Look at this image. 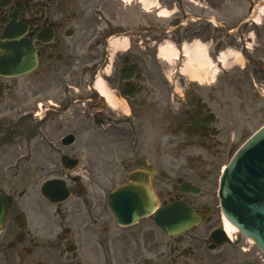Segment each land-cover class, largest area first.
I'll use <instances>...</instances> for the list:
<instances>
[{"label": "flooded vegetation", "instance_id": "obj_1", "mask_svg": "<svg viewBox=\"0 0 264 264\" xmlns=\"http://www.w3.org/2000/svg\"><path fill=\"white\" fill-rule=\"evenodd\" d=\"M240 1L247 14L235 21L232 0H195L196 20L234 44L251 39L244 73L254 70L250 85L263 86L264 56L255 53L264 49V18L231 31L264 0ZM118 2L0 0V264H220L241 246L224 231L218 197L246 124L220 87L241 79L175 94L148 58L158 37L153 15L133 24ZM188 8L185 0L180 19ZM14 47L22 48V75L6 73ZM32 54L34 68L26 70ZM142 155L158 207L121 223L108 199ZM178 201L199 221L172 235L156 212ZM240 254V262L250 259Z\"/></svg>", "mask_w": 264, "mask_h": 264}, {"label": "water", "instance_id": "obj_2", "mask_svg": "<svg viewBox=\"0 0 264 264\" xmlns=\"http://www.w3.org/2000/svg\"><path fill=\"white\" fill-rule=\"evenodd\" d=\"M132 177V183L112 194L109 202L119 218L132 219L152 207L151 194L143 190L145 181L139 180L137 173ZM120 194L123 195V206L119 204ZM222 201L230 221L264 251V127L243 145L232 160L224 181ZM181 208L185 210L181 227L185 228L192 223L194 213L186 204Z\"/></svg>", "mask_w": 264, "mask_h": 264}, {"label": "rangeland", "instance_id": "obj_3", "mask_svg": "<svg viewBox=\"0 0 264 264\" xmlns=\"http://www.w3.org/2000/svg\"><path fill=\"white\" fill-rule=\"evenodd\" d=\"M134 0L131 4L127 5L128 7L125 8V11L123 13V16L126 20L130 22H134V24H137V22H141L145 17L143 15L144 13L140 10L138 5H135ZM180 1H174V0H162L163 5L169 7V8H177V6H180ZM119 4H122L121 2H118ZM235 3V8H233V4ZM234 3H232V13L231 17L234 16V20H238L241 18L243 15H245L247 12L244 11H239V6L241 4L240 0H234ZM133 4V5H132ZM112 8H116L115 2H111ZM125 5L122 6L124 8ZM190 11L192 12V16H195V5L193 2H190ZM156 13V12H154ZM179 12L174 14L172 17L167 18V19H159L157 17L154 18V23H155V29L160 30L161 36L159 38L160 41H163V39H172L173 41L176 40H183V39H188L189 41L195 39V38H202L203 41H206L208 38L206 36V31L203 29H198L197 31V26L199 23L197 21H191L187 27V30L184 31L179 25ZM226 14V13H225ZM175 25V26H174ZM177 26V27H176ZM173 27V31L170 32H164L165 28H171ZM210 39V38H209ZM256 46V45H254ZM156 48L157 44L155 45H150L148 48L147 53L150 55L149 59L152 61L154 65V73H155V78L156 79H162V80H167V75L172 81H176L177 79L180 81V85L183 83L185 86L187 84H191V86L195 85L196 81H192V77L188 75H181L180 77L179 72L177 69L179 68L180 65L184 63V57H180L177 61H174L173 63H170L164 59H159L155 57L156 54ZM226 48H232L233 50H238L241 49L245 55V58L242 62V64L248 63L247 58L250 57L252 54L250 51H246L245 48L242 47L239 43L234 45V44H228V42L225 44ZM248 50V49H247ZM213 55H215V52H212ZM256 56H264V49L259 50L258 52L255 53ZM253 56V55H251ZM231 68V69H230ZM258 68V65H257ZM229 71L228 73L224 74L222 71H218L216 77L219 78V80H225V79H245L246 85L243 86V82L241 86H227L224 85L223 92L225 93L224 97H221L223 101L228 100L230 103L227 105L228 110L236 111L235 115L237 117L245 115L247 116V119H250L246 124H245V129L243 132H237L236 133V146L238 147L244 140H246L261 124L264 123V85L262 88H260L258 91H260L257 94L253 93L252 87H250V82L249 80H253L258 78V75L256 73H252L250 77L246 76V74L243 72V69L239 67V64H235L231 67H228ZM242 70V71H241ZM215 77V78H216ZM177 80V82H178ZM206 81L204 82L205 85L208 83H212L213 77L211 74L208 75V79L202 80ZM243 81V80H242ZM234 85V84H233ZM208 86V85H207ZM247 112V113H246ZM239 120H243L241 118H238ZM244 237H241V242H244ZM247 243V246H252V254L253 256L255 255V259L259 262V264H264V260H262L258 255H256L257 247L255 245H252L250 242H245ZM238 247V245L236 246ZM230 253L225 257L220 264H238L239 260L241 257L238 254H234L233 251H229Z\"/></svg>", "mask_w": 264, "mask_h": 264}, {"label": "bare ground", "instance_id": "obj_4", "mask_svg": "<svg viewBox=\"0 0 264 264\" xmlns=\"http://www.w3.org/2000/svg\"><path fill=\"white\" fill-rule=\"evenodd\" d=\"M126 2H130L132 0H125ZM141 1L147 8H151L153 6L158 7V14L162 16H170L172 11L167 7L160 5L158 0H139ZM262 12L264 13V7L262 8ZM128 39L125 38L122 42V46L124 48L128 45ZM207 45L201 41H194L193 43L185 44L184 46V54L185 61L181 68L183 74L189 75L193 79L205 80L208 79V75L211 73V76L215 78L218 68L214 61L211 59L210 55L207 51ZM180 50L171 42L166 41L165 43L160 44L158 56L164 60L173 63L175 58L179 57ZM220 60L222 61L224 66H231L233 63L243 62V56L239 52L235 50L224 51L219 55ZM98 87L103 88L102 81L98 82ZM226 226L228 231L238 230L237 227L232 224L228 219H226ZM251 243H253L252 239H248Z\"/></svg>", "mask_w": 264, "mask_h": 264}]
</instances>
